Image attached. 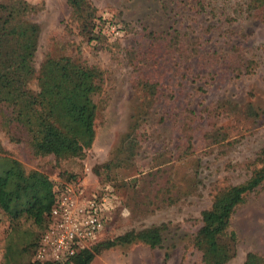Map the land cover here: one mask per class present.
<instances>
[{
    "label": "rangeland",
    "instance_id": "rangeland-1",
    "mask_svg": "<svg viewBox=\"0 0 264 264\" xmlns=\"http://www.w3.org/2000/svg\"><path fill=\"white\" fill-rule=\"evenodd\" d=\"M23 1L33 7L28 21L38 27L30 36L36 44L31 91L45 57L79 58L101 72V89L93 97L94 139L81 160L35 157L2 109V150L25 172L40 171L62 183L83 180L87 192L111 185L119 206L91 244L130 230L162 227L159 247L117 245L90 264H200L191 241L201 211L215 193L244 182L259 167L257 153L264 148V7L251 10L247 0H210L197 21L183 19L190 39L199 36L197 49L188 51L190 76L163 55L160 43L147 38L148 32L177 28L180 18L170 9L184 14L192 10L190 0H87L102 28V35L91 42L79 34L65 0ZM160 3L167 7L166 16ZM111 27L118 30L111 32ZM144 52H150L152 62L156 59L149 70L158 83L153 100L136 85L133 66ZM211 69L214 75L202 82ZM249 107L255 117L245 115ZM134 122L138 149L131 165L109 171L108 181L96 178L92 168L113 157ZM229 230L236 237V252L228 264H241L246 253L264 258V183L234 209ZM16 231L37 233L26 223ZM9 234L0 212V264ZM31 260L30 253H22L17 263Z\"/></svg>",
    "mask_w": 264,
    "mask_h": 264
},
{
    "label": "trees",
    "instance_id": "trees-1",
    "mask_svg": "<svg viewBox=\"0 0 264 264\" xmlns=\"http://www.w3.org/2000/svg\"><path fill=\"white\" fill-rule=\"evenodd\" d=\"M65 1L79 34L88 42L96 41L102 35V28L101 23L94 19V8L87 0ZM190 1L192 10L187 9L184 14L176 7L170 9V13L174 12L180 18L177 28L170 26L166 32H148L147 38L161 44L165 52L163 55L169 61H175L177 70L193 76L192 69L187 65L190 57L188 51L196 48L195 41L199 36L191 40L182 20L197 21L210 0ZM160 6L166 16V5L160 3ZM247 6L251 10L259 9L264 7V0H247ZM33 12V7L23 0L0 1V110L8 112L10 123L25 138L33 156L81 160L94 139L96 107L93 97L101 89V72L79 58L45 57L38 69L41 78L36 79V89L31 91L28 84L34 78L36 44L30 40V36L38 31V27L28 21V16ZM143 56L144 60H141ZM150 58V52H144L133 67L136 69L139 90L153 100L158 94V83L149 71L156 64V59L152 62ZM143 68L147 74L142 72ZM212 69L201 76L202 82L214 75ZM245 112L247 117H255L252 107ZM136 132L137 124L134 122L121 139L113 157L92 168L91 173L96 178L107 180L112 169L131 165L138 149ZM256 161L259 167L251 171L244 182L215 193L209 207L201 211L200 226L191 241L193 249L200 255V264H228L234 258L236 237L229 230V221L245 196L264 183V148L258 151ZM66 183L51 180L40 171L25 172L21 164L7 156L0 147V212L7 219L10 232L3 247L4 264H18L22 253L33 256L38 239L46 227L53 197ZM20 223L28 224L37 233L18 234L15 230ZM161 242V226L130 230L112 240L90 244L63 264H90L97 255L117 245L139 243L154 249ZM26 264L58 263L31 260ZM241 264H264V258L255 253H246Z\"/></svg>",
    "mask_w": 264,
    "mask_h": 264
},
{
    "label": "built area",
    "instance_id": "built-area-1",
    "mask_svg": "<svg viewBox=\"0 0 264 264\" xmlns=\"http://www.w3.org/2000/svg\"><path fill=\"white\" fill-rule=\"evenodd\" d=\"M104 28L109 30L107 24ZM117 30L111 27V32ZM84 172L87 174L88 169L85 168ZM118 206L110 184L88 192L83 180L62 185L53 197L47 224L38 239L32 261L67 262L95 241Z\"/></svg>",
    "mask_w": 264,
    "mask_h": 264
}]
</instances>
